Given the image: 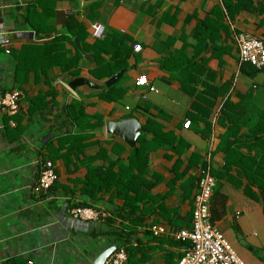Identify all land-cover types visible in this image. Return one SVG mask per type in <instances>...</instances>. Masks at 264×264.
Returning <instances> with one entry per match:
<instances>
[{"label":"crops","instance_id":"crops-1","mask_svg":"<svg viewBox=\"0 0 264 264\" xmlns=\"http://www.w3.org/2000/svg\"><path fill=\"white\" fill-rule=\"evenodd\" d=\"M93 22L106 26L107 44H100L106 37L91 36ZM2 31L11 34L13 50L7 54L0 47V90L17 89L23 95L17 114L0 111V264H91L108 247L126 241L145 248V258L138 253L141 260L135 264L177 263L186 245L169 234L155 236L150 228L192 226L197 181L208 162L217 173L210 205L213 225L247 264H264L261 191L253 187L258 197H249L228 178L234 172L218 175L224 172V154L217 149L226 131L219 122L226 99L240 104L251 93L255 105L264 108V68L251 74L239 60L240 37L264 41V0H0ZM137 44L140 51L134 50ZM77 52L83 53L73 68L77 72L64 71L62 64L72 62ZM113 52L128 54L127 67L116 73L126 72L113 85L122 90V98L104 99L102 93L113 86L73 90L66 85L79 76L104 83L111 76L93 73L113 63ZM144 75L156 91L137 85ZM212 87L223 92L214 107L197 100L209 97ZM72 101L85 107L87 125L97 123L96 116L103 119L78 156L68 152V138L77 131L68 118ZM208 111L209 124L200 116ZM127 118H137L145 131L133 147L107 132L108 122ZM152 120L164 143L149 154L145 178L153 186L130 192L135 199L144 191V201L137 208L126 206L118 196L123 186L105 187L96 199L84 196L89 168L106 169L93 177L102 184L117 181L111 173L129 168L140 136L154 141L145 128ZM187 120L191 128L184 127ZM248 131L244 127L241 133ZM47 160L54 163L58 179L38 194L35 186ZM128 175L139 183L135 165ZM82 203L99 216L74 217V209L86 207Z\"/></svg>","mask_w":264,"mask_h":264},{"label":"trees","instance_id":"trees-1","mask_svg":"<svg viewBox=\"0 0 264 264\" xmlns=\"http://www.w3.org/2000/svg\"><path fill=\"white\" fill-rule=\"evenodd\" d=\"M78 39L79 36H77ZM117 37V36H116ZM68 37H64L63 39H58L57 41L66 40ZM120 39V38H118ZM110 39L107 37L100 41V44H107ZM13 50V49H12ZM112 51V50H110ZM6 53V52H5ZM12 53V52H11ZM10 53V54H11ZM8 54V53H7ZM83 53H76L72 58V62H67L66 64H62V69L64 71H70L72 69V73H76L73 68H77ZM114 59L113 63L106 65V67L102 68V73L94 71V75L98 78H101L104 75L112 76L118 70L123 67H127V60L128 54L125 55L123 53H115L113 52ZM194 64V61L192 62ZM242 69L245 67H249L252 69L251 74L256 73L258 70L254 66L249 63L241 64ZM52 65H49L51 67ZM162 68L168 70L172 73L173 69L169 66H162ZM190 68V67H189ZM101 69V67H100ZM22 93V91H20ZM210 95L209 97L197 96V100L203 103H207V105L214 107L217 102L215 98L222 95L223 92L219 89L212 87L210 91H207ZM190 94H192L190 92ZM23 95V93H22ZM104 99L109 101H116L122 98L123 92L122 90L117 87L113 86L108 91L102 93ZM253 95L247 94V98L241 101L240 104L233 103L229 98L223 103L220 109L219 115V122L226 127V131L224 135L221 137V141L217 147V149L224 154V172L218 175H227L230 172H234L235 174L232 176L228 175V178L232 180L233 184L239 187L243 186V191L249 197H258L252 191L253 187H258L261 191V200L264 206V108L260 109L259 106L255 105ZM253 103V105L251 104ZM196 107L199 108L198 103L196 101ZM84 106L77 101H72L70 105H68V118L71 122L76 126V133L69 137L68 139L72 142V148H69V153H74L76 156L79 154H83L85 148L89 144V140L93 134V131H96L97 127H101L103 124V119L101 116H96L97 123L93 125H87L86 123V113L84 110ZM257 112V114H256ZM211 112L208 111L205 115L201 118L204 119L207 124L209 121L207 120L210 116ZM86 120V121H85ZM84 122L86 125L80 126V123ZM192 126V121L190 120ZM153 125H156L154 120L150 121L145 128L153 133L154 141H148L146 139V135H142L139 138V146L135 147L131 150V154L129 157L130 166L127 168L126 166L121 167L120 172L118 173H111V175H117L116 180H109L108 183L102 184L100 179L93 178L95 175L103 176L102 172L106 170L105 168L96 167V168H89V175L87 180L84 183V196L87 198H94L96 199L97 194L103 188H112V187H120L123 186L124 188L118 190V196L121 197L125 201V205L129 207L137 208V202L144 201L142 196L145 195L144 191L137 195V198L133 199L130 192H138L139 188L142 186H146L148 189L153 186L151 183L149 184L145 178L147 172V163L149 154L152 150L157 148L158 146L163 145L164 143L158 141L159 135H157V131L152 128ZM244 127H248V133H241ZM210 128L206 131L205 136L210 135ZM240 139V140H239ZM245 139V140H242ZM246 146L247 151H242V147ZM134 162V164H133ZM209 162L206 165L203 164L202 168H206ZM115 165V163H113ZM132 165H135V169L139 171V183L136 180H133V176H129L128 173L132 170ZM211 165V164H210ZM89 167H91L89 165ZM201 168V169H202ZM130 169V170H129ZM111 171V169H109ZM211 173L215 177L217 173L211 167ZM231 175V174H230ZM199 180V177H198ZM120 182V183H119ZM198 182V181H197ZM245 182V183H244ZM108 186H104L107 185ZM145 200H147L145 198ZM81 206L88 207V203H82ZM193 218V213H192ZM192 226L188 229H191ZM151 232L153 234L152 228ZM184 229V228H178ZM154 235V234H153ZM156 236V235H155ZM170 237V236H169ZM173 238V237H172ZM175 239V238H173ZM177 242L184 243L187 245L188 241L177 240ZM123 246L126 247V251L129 255L128 264H135L136 262H140V260L136 259V255L138 253H143L142 256L145 258V253L143 245L141 242L134 243L132 246V242L126 241L123 242ZM120 246V245H117ZM185 247V246H184ZM183 255V254H182ZM181 255V257H182ZM174 255L171 257V261H173ZM180 259V258H179ZM178 263V262H177ZM174 261L169 264H177Z\"/></svg>","mask_w":264,"mask_h":264},{"label":"built area","instance_id":"built-area-1","mask_svg":"<svg viewBox=\"0 0 264 264\" xmlns=\"http://www.w3.org/2000/svg\"><path fill=\"white\" fill-rule=\"evenodd\" d=\"M147 1V0H144ZM107 35L106 26L100 22L91 24V36L95 39H103ZM0 47L8 54L12 52L13 40L9 32L0 33ZM142 46H134L135 51H140ZM240 64L249 63L257 70L264 68V41L253 36H242L239 39ZM137 85H147L152 91H156L150 85L146 75L137 80ZM256 87V85H254ZM145 98V96H143ZM22 93L20 90H0V111L9 115H15L20 111ZM191 122L184 123L185 128H190ZM210 160V158L208 157ZM58 174L51 160L45 161L40 172L39 180L35 186V192H47L57 181ZM216 178L211 173L210 162L206 168H202L197 184V192L194 197V209L191 229H167L163 226L152 227L153 234L160 236L169 234L171 237L188 241L182 257L177 264H247L239 257L232 244L217 229L210 217V205L214 195ZM76 218L95 219L99 213L89 207H78L72 211ZM129 255L126 247L116 246L115 250L106 259L104 264H128Z\"/></svg>","mask_w":264,"mask_h":264},{"label":"water","instance_id":"water-1","mask_svg":"<svg viewBox=\"0 0 264 264\" xmlns=\"http://www.w3.org/2000/svg\"><path fill=\"white\" fill-rule=\"evenodd\" d=\"M89 1V0H86ZM87 57V56H86ZM126 69L119 71L118 73L111 76L109 79L105 80L104 83H98L94 80L88 79L86 77H76L66 81V85L73 90L81 86L90 87L93 90H102L105 88L112 87L116 84L122 76L125 74ZM107 132L113 137L123 138L130 146H134L139 135L143 134L145 131L142 129V125L137 118H127L121 121H113L107 123ZM116 246H110L104 251H102L91 264H104L106 259L115 250Z\"/></svg>","mask_w":264,"mask_h":264},{"label":"clouds","instance_id":"clouds-1","mask_svg":"<svg viewBox=\"0 0 264 264\" xmlns=\"http://www.w3.org/2000/svg\"><path fill=\"white\" fill-rule=\"evenodd\" d=\"M257 70V69H256Z\"/></svg>","mask_w":264,"mask_h":264}]
</instances>
